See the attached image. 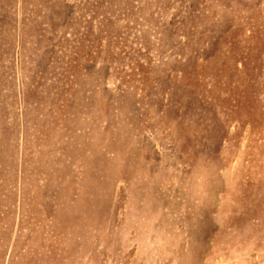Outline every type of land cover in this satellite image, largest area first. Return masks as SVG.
I'll use <instances>...</instances> for the list:
<instances>
[{
	"label": "rangeland",
	"instance_id": "obj_1",
	"mask_svg": "<svg viewBox=\"0 0 264 264\" xmlns=\"http://www.w3.org/2000/svg\"><path fill=\"white\" fill-rule=\"evenodd\" d=\"M0 264H264V0H0Z\"/></svg>",
	"mask_w": 264,
	"mask_h": 264
}]
</instances>
